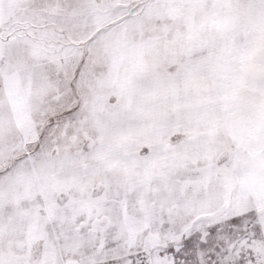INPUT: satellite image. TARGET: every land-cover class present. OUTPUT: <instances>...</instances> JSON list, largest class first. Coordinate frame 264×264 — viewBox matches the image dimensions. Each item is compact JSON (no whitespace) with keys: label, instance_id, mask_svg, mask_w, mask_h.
I'll return each mask as SVG.
<instances>
[{"label":"snow or ice","instance_id":"6c2138e0","mask_svg":"<svg viewBox=\"0 0 264 264\" xmlns=\"http://www.w3.org/2000/svg\"><path fill=\"white\" fill-rule=\"evenodd\" d=\"M0 264H264V0H0Z\"/></svg>","mask_w":264,"mask_h":264}]
</instances>
